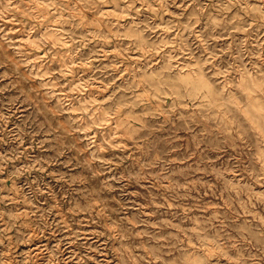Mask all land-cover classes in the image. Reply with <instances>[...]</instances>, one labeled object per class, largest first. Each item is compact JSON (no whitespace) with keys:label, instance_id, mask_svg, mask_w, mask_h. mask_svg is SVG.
<instances>
[{"label":"rangeland","instance_id":"obj_1","mask_svg":"<svg viewBox=\"0 0 264 264\" xmlns=\"http://www.w3.org/2000/svg\"><path fill=\"white\" fill-rule=\"evenodd\" d=\"M247 92L264 0H0V264H264Z\"/></svg>","mask_w":264,"mask_h":264},{"label":"bare ground","instance_id":"obj_2","mask_svg":"<svg viewBox=\"0 0 264 264\" xmlns=\"http://www.w3.org/2000/svg\"><path fill=\"white\" fill-rule=\"evenodd\" d=\"M137 37L140 42L144 40L141 35H137ZM178 82L181 84L190 85V91L192 93H195L202 88H206L211 98L215 100L219 98L220 94L213 89L205 76L201 73L196 75L189 73L181 74L178 78ZM243 90L248 91L249 85L244 84ZM246 97L248 101V107L245 110V114L252 120L257 129H259V131L264 135V107L250 93L247 92Z\"/></svg>","mask_w":264,"mask_h":264}]
</instances>
